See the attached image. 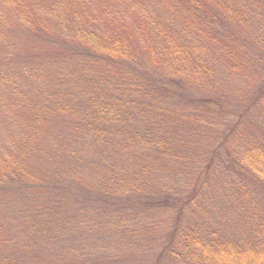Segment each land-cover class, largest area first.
<instances>
[{
  "label": "trees",
  "instance_id": "trees-1",
  "mask_svg": "<svg viewBox=\"0 0 264 264\" xmlns=\"http://www.w3.org/2000/svg\"><path fill=\"white\" fill-rule=\"evenodd\" d=\"M3 1L0 264H264V0Z\"/></svg>",
  "mask_w": 264,
  "mask_h": 264
},
{
  "label": "rangeland",
  "instance_id": "rangeland-1",
  "mask_svg": "<svg viewBox=\"0 0 264 264\" xmlns=\"http://www.w3.org/2000/svg\"><path fill=\"white\" fill-rule=\"evenodd\" d=\"M38 4L36 5L37 6V9H38V13L41 15V17H47V16H52L53 17V20L56 24L59 23V19H66L67 17L65 15H63L64 13H61L59 11H53V4L54 3H57L58 6H61V8H64L66 5L64 3L63 0H35ZM14 1H12L13 3ZM126 2V0H85V3H86V6H90L89 7V12L92 13L95 9H97V7H106V6H111L112 7H119V6H124L122 3ZM24 7L18 10H22L25 14L27 15H30V17H32L33 15V12H32V9H31V5H29L27 2L25 5H23ZM26 9V11H25ZM6 11V13L14 16V8L12 5L6 3L5 1L3 0H0V11ZM18 10H16L15 12H18ZM8 11V12H7ZM23 13V14H24ZM9 20H11V18H8ZM58 26V25H57ZM59 27V26H58ZM76 29V28H75ZM4 44V38L2 39V41H0V45H3ZM13 55H7V52L6 53H3L2 52V47L0 46V70H8L10 71L12 69V65L14 63V60H15V56L17 54V50L15 49H11ZM32 54H29L27 55L23 60H25L26 58H29ZM24 56H20L19 57V62H21V59L23 58ZM18 68H22L21 65L18 64ZM192 145V144H191ZM210 195V194H209ZM215 196H218V195H215ZM214 195L213 196H206L207 198L209 197V199H202V206L201 208L198 210L200 211L199 213H201L202 211H207L206 213H202L200 216H199V213L198 214H195V215H198L200 218H204V217H208V226H212L214 227L215 225V228H220L219 231L221 232H226L225 229L227 230H232L234 229V227H236V229L238 227H241L240 230L238 231H235V237H240V236H243V234L245 233H248L249 230L251 231V228L254 226V224H251V223H248V221L245 222V220H242L241 222H237L236 224L233 223V225L231 226H228L226 224V226H224L223 224L220 225L219 223H216V220L218 221H222L223 219H227L225 217V215L223 216H220L218 217V219L215 220V213L213 215H210L209 213V210L207 209L210 208L209 206H214V209H216V207H220V206H225L224 204H228L226 203L227 200L226 198H220L219 197H215ZM199 200V199H198ZM256 200V202L259 200L258 197H255L254 198V201ZM198 203V201H194L191 205H192V208L194 209V206H196ZM258 204L261 205L263 204V201L260 200L258 201ZM207 205V206H206ZM184 215H182V219H184L185 221L187 220V211H184ZM233 218H235V215L233 216ZM240 219V218H239ZM183 220V221H184ZM235 220V219H234ZM214 221L216 224H214ZM36 257L38 258V255H36Z\"/></svg>",
  "mask_w": 264,
  "mask_h": 264
}]
</instances>
